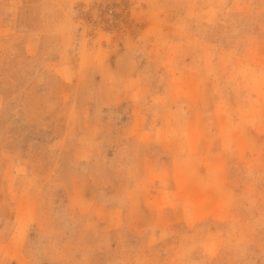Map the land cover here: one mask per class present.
Listing matches in <instances>:
<instances>
[{
  "label": "rangeland",
  "instance_id": "374dc122",
  "mask_svg": "<svg viewBox=\"0 0 264 264\" xmlns=\"http://www.w3.org/2000/svg\"><path fill=\"white\" fill-rule=\"evenodd\" d=\"M0 264H264V0H0Z\"/></svg>",
  "mask_w": 264,
  "mask_h": 264
}]
</instances>
